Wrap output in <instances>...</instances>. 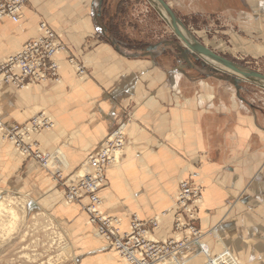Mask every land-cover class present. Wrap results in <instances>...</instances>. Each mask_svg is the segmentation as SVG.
<instances>
[{"label": "crops", "instance_id": "0c3cea01", "mask_svg": "<svg viewBox=\"0 0 264 264\" xmlns=\"http://www.w3.org/2000/svg\"><path fill=\"white\" fill-rule=\"evenodd\" d=\"M165 1L184 23L207 19L225 29L245 27L257 2ZM138 5L137 0H30L18 23L0 20V64L40 37L42 23L67 48L58 56L60 83L0 89V114L7 124L24 125L41 113L54 120L52 131L32 138L52 159L51 167L21 154L0 132V177L24 169L27 183L48 194L47 203L77 245L74 258L80 264H126L95 236L87 214L66 200V188L53 176L58 169L65 177L78 170L124 122L125 152L119 165L107 169L100 192L103 214L121 218L125 229L134 215L146 223L158 220V230L149 227L154 243L192 240L190 231L176 230L178 216L185 223L190 219L175 206L180 183L190 179L204 189L191 224L211 254L226 248L239 264H264V93L249 102L221 80L190 79L180 44L174 52L172 40L136 39L145 23L136 25ZM152 47L157 49L147 52ZM68 58L85 68L84 77ZM178 258L205 262L196 243Z\"/></svg>", "mask_w": 264, "mask_h": 264}, {"label": "built area", "instance_id": "2783aa9c", "mask_svg": "<svg viewBox=\"0 0 264 264\" xmlns=\"http://www.w3.org/2000/svg\"><path fill=\"white\" fill-rule=\"evenodd\" d=\"M29 1L0 0V20L8 18L18 23ZM40 30V37L27 42L20 52L0 64V89L11 86L24 90L34 84L61 82L58 56L66 54L67 48L46 23L40 25ZM68 63L76 69L78 77L85 76V68L76 59L68 58ZM126 126L127 123L121 122L111 132L98 153L89 156L70 176L65 177L60 169L53 174L54 180L66 188V200L79 205L87 214L95 236L103 240L126 264H187L188 260H180L178 254L190 243L199 246L200 253L205 258L204 264H239L226 248L218 255H212L203 241L202 232L191 224L196 219L197 208L204 200V189L193 180L187 179L180 183L175 202L180 215L190 219L185 223L179 220L178 216L176 230L190 231L192 240L154 243L148 239L149 227L158 230L160 226L158 220L153 219L146 223L134 215L129 228L125 229L121 218L103 214L104 203L100 192L107 183V169L119 165L124 154L127 142ZM54 128V120L44 113L24 125L7 124L0 114V132L3 139L13 144L21 154L36 160L46 169L51 167L52 159L44 154L39 143L32 141V138ZM118 153H121L119 157ZM162 215L166 216V212Z\"/></svg>", "mask_w": 264, "mask_h": 264}, {"label": "rangeland", "instance_id": "374dc122", "mask_svg": "<svg viewBox=\"0 0 264 264\" xmlns=\"http://www.w3.org/2000/svg\"><path fill=\"white\" fill-rule=\"evenodd\" d=\"M137 1L140 11L136 25L139 27L138 22L142 19L145 23L140 30L143 33L136 39L163 44L172 40V51L177 52L176 45L181 42L168 24L147 10L143 0ZM256 1L255 12L248 14L245 27L225 29L216 21L215 25L209 24L207 19L195 26L191 22L185 25L217 54L264 75V0ZM204 60L206 64L202 60H185L190 79L221 80L235 91L237 89L249 102L254 100V94L264 93L263 88L250 82L235 84L234 78L243 80L240 75L227 67L210 63L209 59ZM26 175L23 169L5 178L0 177V264H80L74 258L78 256L77 245L69 230L55 216L54 206L47 203L48 194L28 184Z\"/></svg>", "mask_w": 264, "mask_h": 264}, {"label": "water", "instance_id": "95a60500", "mask_svg": "<svg viewBox=\"0 0 264 264\" xmlns=\"http://www.w3.org/2000/svg\"><path fill=\"white\" fill-rule=\"evenodd\" d=\"M149 4L158 12L162 19L168 24L173 31L174 35L180 40V50L184 53L186 58H195L196 60H202L203 64H206L204 59H209L210 63H217L228 69L234 71L240 78H234L235 84L239 82H250L256 86L264 89V75L258 72H254L249 68L229 60L203 44L191 30L187 28L185 23L176 15L172 10L169 3L165 0H147ZM167 14V17L164 14ZM157 49V47L148 48L147 52ZM218 71L217 69H215Z\"/></svg>", "mask_w": 264, "mask_h": 264}, {"label": "bare ground", "instance_id": "6f19581e", "mask_svg": "<svg viewBox=\"0 0 264 264\" xmlns=\"http://www.w3.org/2000/svg\"><path fill=\"white\" fill-rule=\"evenodd\" d=\"M164 16L167 17V14L165 13ZM127 128H128V126H126V129H127ZM120 155H121V153H118L117 156L119 157ZM89 224H90V223H89ZM90 225H91V224H90Z\"/></svg>", "mask_w": 264, "mask_h": 264}, {"label": "flooded vegetation", "instance_id": "af4514ba", "mask_svg": "<svg viewBox=\"0 0 264 264\" xmlns=\"http://www.w3.org/2000/svg\"><path fill=\"white\" fill-rule=\"evenodd\" d=\"M190 60H192V61H196V60H195L194 58H192V57H191L188 61H190ZM196 62H198V61H196Z\"/></svg>", "mask_w": 264, "mask_h": 264}]
</instances>
